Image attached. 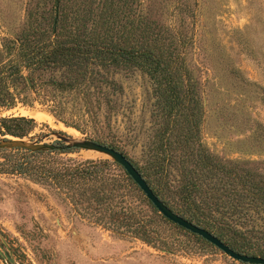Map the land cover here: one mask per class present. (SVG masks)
<instances>
[{"label":"trees","instance_id":"1","mask_svg":"<svg viewBox=\"0 0 264 264\" xmlns=\"http://www.w3.org/2000/svg\"><path fill=\"white\" fill-rule=\"evenodd\" d=\"M139 3L59 0L56 10L52 0L42 14L27 6L23 27L3 41L9 59L0 62V106L22 101L10 84L26 82V73L36 99L51 102L57 120L121 151L174 212L232 249L264 257V159H227L204 145V90L183 55L182 33L171 18L162 19L156 0L144 10ZM184 21L179 18L180 25ZM134 70L149 79L152 99L150 134L139 159L106 140L119 87L111 75ZM64 95L78 106L76 113L66 110ZM35 126L32 117H0V139L25 137ZM248 131L249 149L264 153V125L254 122ZM74 150L0 149V174L48 188L82 220L114 236L170 252L180 247L171 227L205 240L160 214L117 162L68 156Z\"/></svg>","mask_w":264,"mask_h":264},{"label":"rangeland","instance_id":"2","mask_svg":"<svg viewBox=\"0 0 264 264\" xmlns=\"http://www.w3.org/2000/svg\"><path fill=\"white\" fill-rule=\"evenodd\" d=\"M149 2L140 0L138 9H146ZM51 5L52 0H0V62H8L2 50L4 38H13L23 27L27 6L42 14ZM156 5L162 19L168 22L171 18L182 33L186 42L183 55L203 85L204 145L227 159H264V153L249 149L252 142L246 141L254 122L264 125V0H156ZM179 18L185 20L184 24H179ZM27 77L30 79L25 73L26 82L20 85L10 84L14 85L10 90L18 92L22 101L0 106V117L35 119L36 126L24 140L41 139L51 131L94 140L92 133L57 120L49 111L52 103L42 95L36 99ZM111 77L119 87L112 95L114 108L106 140L139 159L151 127L149 79L138 70L117 71ZM32 98L30 104L23 102ZM69 99L64 95L60 100L66 101L68 112L76 113L78 106ZM42 142L59 141L49 136ZM68 156L109 158L82 149ZM168 231L180 246L172 252L139 239L114 236L82 220L48 188L18 175L0 174V244L2 236L4 247L18 264H247L206 240L174 227ZM0 264H8L1 254Z\"/></svg>","mask_w":264,"mask_h":264},{"label":"water","instance_id":"3","mask_svg":"<svg viewBox=\"0 0 264 264\" xmlns=\"http://www.w3.org/2000/svg\"><path fill=\"white\" fill-rule=\"evenodd\" d=\"M56 10L58 9L59 0H55ZM27 82L30 88L31 81L27 77ZM49 136L55 137L58 143H47L42 142L44 138ZM24 149L28 151H66L71 149H82L93 151L96 153L104 154L109 157V159L117 162L122 168L129 174L132 180L137 184V186L145 194L146 198L151 201L160 214L165 216L167 219L173 223L183 227L184 229L202 237L209 243L213 244L223 253L228 255L234 260L247 263V264H264V257L258 255H250L246 253L238 252L232 249L226 242L222 241L215 234L211 233L209 230L196 225L195 223L187 220L185 217L174 212L170 207H168L151 189L146 180L143 178L141 173L133 165V163L119 150L114 149L108 145L99 143L92 139H79L63 132L51 131L49 133L43 134L41 139L35 141H27L18 137H6L0 139V149ZM2 244H0V254L7 260L8 264H18L13 257L11 251L5 248V240L1 236Z\"/></svg>","mask_w":264,"mask_h":264}]
</instances>
